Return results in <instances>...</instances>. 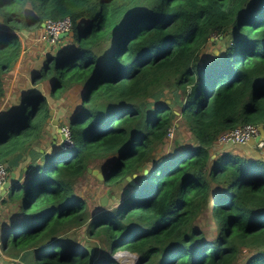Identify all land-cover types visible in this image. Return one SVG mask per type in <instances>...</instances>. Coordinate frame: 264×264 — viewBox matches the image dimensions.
<instances>
[{
	"label": "trees",
	"instance_id": "trees-1",
	"mask_svg": "<svg viewBox=\"0 0 264 264\" xmlns=\"http://www.w3.org/2000/svg\"><path fill=\"white\" fill-rule=\"evenodd\" d=\"M65 17L74 42L47 54L34 79L52 94L77 90L72 145L34 148L51 117L40 92L0 111V163L10 176L28 160L1 201L12 224L2 247L24 264H121L122 250L137 264H264V160L212 157L221 133L264 126V0H0V98L18 33ZM212 36L224 49L202 56ZM177 117L196 144L155 162ZM92 165L106 184L142 181L94 212L75 190ZM83 226L109 253L68 236Z\"/></svg>",
	"mask_w": 264,
	"mask_h": 264
},
{
	"label": "rangeland",
	"instance_id": "rangeland-1",
	"mask_svg": "<svg viewBox=\"0 0 264 264\" xmlns=\"http://www.w3.org/2000/svg\"><path fill=\"white\" fill-rule=\"evenodd\" d=\"M21 36L22 41V52L19 60L15 66L10 69L7 73L2 75V96L0 98V111L10 108L13 104L18 107L19 99L22 94L40 92L44 94L50 102V119L45 124V130L41 134V137L38 142H36L34 148L36 150L42 149L43 151L52 152L56 147L59 149H65L72 145L71 139L64 138L62 139L59 133V129L64 125L67 126V121L74 114L77 105L80 103L79 94L76 89L71 90L65 93H51V85L47 80H35L34 74L39 73L44 57L47 54L55 55L56 52L62 48L66 47L69 44L73 43L72 34L73 31L67 36L61 38L55 44H49L44 41L42 38L43 28L37 29L36 31L22 30L18 33ZM215 37L212 36L210 41L206 43L204 48L201 51L202 56L217 54L219 49H224V44L220 43V46L216 45ZM179 120L177 124L172 127L169 133V138L162 146L158 147L154 152L155 162H160L163 157L169 156L175 148L193 146L196 144L194 136L189 132L188 128L182 123L179 117L176 118ZM213 154L212 157H217L215 153H224L226 151L235 153L241 157L249 159H263L264 153L260 151L253 142L250 144L244 145H218L215 141L214 147L212 148ZM28 160L26 159L20 167L15 170H18L23 167ZM91 170L101 171L99 165H92L89 167ZM152 168V165L149 164L148 168H144L139 171L141 174H148L149 169ZM141 169V168H139ZM139 173V174H140ZM138 173H134L128 177L129 184L127 180H121L113 184L104 183V173L103 179H98L91 172L82 179L78 180L75 185V190L79 196L84 199L88 208L94 212H97L98 209H105L110 211L115 207L123 195L129 193V185H138L142 181V178H139L138 182H135L137 179ZM95 177L97 179H95ZM105 197V201L102 199ZM6 224V223H5ZM10 224V223H9ZM201 224H204L201 222ZM88 226H83L78 230H70L68 236L73 237L77 234L76 238L80 240L81 243H91L96 245H103L105 249L102 251L98 247V253H109L108 246L103 242V238L94 237L90 238L87 235ZM14 234V233H13ZM0 242L3 241L4 231L0 234ZM110 245V244H109ZM122 251H117L114 253L115 257L121 264H128V259L133 258V255L127 254L130 257L126 258L125 253ZM250 256V251L243 250L240 254L239 261L244 262L247 257ZM133 264V263H130Z\"/></svg>",
	"mask_w": 264,
	"mask_h": 264
},
{
	"label": "built area",
	"instance_id": "built-area-1",
	"mask_svg": "<svg viewBox=\"0 0 264 264\" xmlns=\"http://www.w3.org/2000/svg\"><path fill=\"white\" fill-rule=\"evenodd\" d=\"M71 20L69 17H65L59 20L47 19L43 26L42 38L49 44L57 43L63 33H69L71 31ZM259 125L243 124L237 126L231 130L221 133L216 139L218 145H244L253 140L258 134ZM171 130V129H170ZM61 132L64 137H70V129L67 126L61 127ZM170 133V132H169ZM255 146L264 153V140L255 144ZM9 176L7 163H0V192L3 184L7 181ZM133 264H137L138 257H133Z\"/></svg>",
	"mask_w": 264,
	"mask_h": 264
},
{
	"label": "crops",
	"instance_id": "crops-1",
	"mask_svg": "<svg viewBox=\"0 0 264 264\" xmlns=\"http://www.w3.org/2000/svg\"><path fill=\"white\" fill-rule=\"evenodd\" d=\"M251 142L254 143V141L252 140L249 142V144ZM39 150H42V149H39ZM16 173H17V175H16V178H17L18 172H16ZM9 190H10V187L6 189V192L3 194V196H5L9 192ZM2 191H3V189H2ZM2 191H1V193H2ZM3 196L0 197V234H2V232L4 231V235H5L6 228L11 226L12 224H9V221H7L9 219L5 218L6 216H8V212H7L8 208L5 205H3L1 202L3 199ZM3 214H4V217H3ZM1 217H2V219H1ZM0 238H1V236H0ZM0 264H24V263L21 260H19L18 258L12 257L9 254L8 249L5 247L3 248L1 245V242H0Z\"/></svg>",
	"mask_w": 264,
	"mask_h": 264
},
{
	"label": "water",
	"instance_id": "water-1",
	"mask_svg": "<svg viewBox=\"0 0 264 264\" xmlns=\"http://www.w3.org/2000/svg\"><path fill=\"white\" fill-rule=\"evenodd\" d=\"M43 26H44V23L42 24V27ZM66 36H68V33H63L61 35V37H66ZM167 101H169V100H167ZM258 130H259V134L254 138V140H253L254 143H258V142L264 140V126L263 125H259L258 126ZM58 131L60 133L61 138L64 139L65 137H64V135L61 132V128ZM23 170H26V167H24ZM88 171L91 172L93 175H95L98 179H103V172H99V171H97L95 169L91 170L90 168L88 169ZM16 175H17L16 171L10 172L9 180L6 181L3 184V187H2L3 191H2V193H0V196H3V194L6 192V189L11 186L12 182L16 179ZM102 201L103 202L105 201V197L102 199ZM88 251L90 253H93L95 251V249L93 247H88ZM123 253L133 255V257L134 256L138 257L137 253H133V252H130V251L124 250Z\"/></svg>",
	"mask_w": 264,
	"mask_h": 264
},
{
	"label": "bare ground",
	"instance_id": "bare-ground-1",
	"mask_svg": "<svg viewBox=\"0 0 264 264\" xmlns=\"http://www.w3.org/2000/svg\"><path fill=\"white\" fill-rule=\"evenodd\" d=\"M125 257L129 258L130 256L126 254ZM133 260H134L133 258H129L128 259V264L133 263Z\"/></svg>",
	"mask_w": 264,
	"mask_h": 264
},
{
	"label": "clouds",
	"instance_id": "clouds-1",
	"mask_svg": "<svg viewBox=\"0 0 264 264\" xmlns=\"http://www.w3.org/2000/svg\"><path fill=\"white\" fill-rule=\"evenodd\" d=\"M68 35H69V33H68ZM67 37V36H66ZM64 38V37H63ZM254 140V139H253ZM252 141V140H251ZM254 144H256V143H254ZM9 172V171H8ZM8 179H9V176H8V178H7V181H8ZM1 191H2V189H1ZM1 193V192H0ZM1 197V196H0ZM3 242V241H2ZM2 242H1V244H2Z\"/></svg>",
	"mask_w": 264,
	"mask_h": 264
}]
</instances>
